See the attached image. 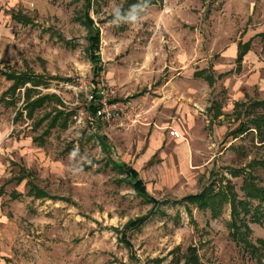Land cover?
I'll return each instance as SVG.
<instances>
[{"label": "rangeland", "instance_id": "obj_1", "mask_svg": "<svg viewBox=\"0 0 264 264\" xmlns=\"http://www.w3.org/2000/svg\"><path fill=\"white\" fill-rule=\"evenodd\" d=\"M125 2L93 4L104 65L96 77L88 30L78 19L84 0H0V10L32 20L13 22V35H5L0 49V126L11 132L10 141H0V264H158L189 246L197 247L202 264L264 261V222L243 210L235 217L230 202L215 212L181 201L213 180L215 191L228 192L229 181L244 199L243 176L235 172H249L250 162L264 159L256 132L231 134L241 121L264 114L263 106L254 105L264 100V0H164L135 14V23L133 15L110 19ZM250 39L251 51L238 70L231 47ZM202 69L213 73V84L194 75ZM4 72L43 76L47 85L38 91L60 96L62 108L73 113L68 128L44 135L47 121L36 126L52 104L33 118L17 115L23 90L15 105L5 103L12 82ZM92 81L115 88L116 100L126 106L123 127L89 128L86 92ZM133 95L166 98L173 104L166 134L176 128L191 144L184 161L174 149L167 156L158 151L140 169L159 200L155 206L113 161L135 164L155 122L152 109L133 104ZM236 102H244L239 118ZM253 172L264 185V169ZM20 175H26L21 183L10 181ZM29 179L49 196L30 195ZM249 201L251 209L258 204ZM150 212L144 223L124 231L129 220Z\"/></svg>", "mask_w": 264, "mask_h": 264}, {"label": "trees", "instance_id": "obj_2", "mask_svg": "<svg viewBox=\"0 0 264 264\" xmlns=\"http://www.w3.org/2000/svg\"><path fill=\"white\" fill-rule=\"evenodd\" d=\"M101 0H84V6L82 12H80L78 19L88 30V47L87 53L91 57L93 74L99 77L100 73L103 71V65L100 58V43H101V33L100 28L96 25V21L91 15V10L93 4ZM164 0H126L122 8L114 13L110 19L117 18L120 15H135L141 14L144 9L150 5L162 4ZM12 17L19 22L24 24L32 23V20L23 16L20 12L12 11ZM252 46V40L246 42L238 43V53H237V69L242 68L245 55L250 51ZM6 78L12 80V85L5 92L6 95L10 94L15 96L17 91L25 88L24 91V109L26 110L27 116L33 118L35 112L43 108L46 103H56L54 110L45 113L37 122L36 126H40L45 121L48 123L47 129L44 131V135H49L50 131L56 127L66 129L69 126V120L72 112H66L63 107L62 100L56 93H42L38 91V87L41 85H47V81L41 75L31 74L29 72H5ZM195 75L197 77H203L210 84L214 83L215 77L213 73L208 72L206 69L196 71ZM30 84L31 86H28ZM254 105H259L264 107V100L257 101ZM244 106V102H236L235 113L239 118L242 113L238 111L239 108ZM17 115L22 116L23 110H19ZM219 115V114H218ZM259 137V142L264 144V114H259L258 116H253L250 119L241 121L236 130L232 131V135L238 137L243 134H254ZM103 146L105 149H109V145L106 142L105 137H101ZM38 140V138H34ZM117 168H119L122 173L128 177L130 182L133 184L134 189L145 199L151 201L153 205H158L159 200L148 193L144 182L138 178V172L134 170L131 166L113 160ZM249 172H244V170L239 169L235 172L236 176H243V183L241 189L245 193V198L241 199L235 192V189L229 181H227V191H215V180H213L208 186L204 187L199 193L189 194L184 196L181 201H188L198 205L201 209L211 208L212 211L218 212L224 202H230L232 206V214L235 217L240 215V211L243 210L245 214L251 215L254 222H264V185L258 184V177L253 172L256 167H261L264 169V159L253 160L249 164ZM23 169H21L22 171ZM212 175H215L212 173ZM26 178V175H20L13 180L17 183H21ZM30 195L36 198H44L49 196L48 193L40 188L34 181L28 180ZM14 197H17V193H13ZM249 200H256L258 204L251 209V203ZM152 212L146 216H141L136 219L129 220L125 225V232L127 229H132L138 227L144 223L150 216ZM126 233L122 232V237L125 238ZM128 242V241H127ZM264 246V240L261 241ZM257 248H254L256 250ZM258 251V250H257ZM158 264H202L200 256L198 254V249L196 246H189L184 252L177 250L174 252L172 259L168 262L159 261ZM258 264H264V261H259Z\"/></svg>", "mask_w": 264, "mask_h": 264}, {"label": "crops", "instance_id": "obj_3", "mask_svg": "<svg viewBox=\"0 0 264 264\" xmlns=\"http://www.w3.org/2000/svg\"><path fill=\"white\" fill-rule=\"evenodd\" d=\"M164 2V1H163ZM163 4V3H162ZM5 7H9L8 5H6ZM92 15V14H91ZM13 22L15 23H18L16 19H14L12 17V14H8L6 11H5V8H2L0 10V49H1V45L4 43V41L6 40V36L5 35H13L12 33V28H13ZM22 23V22H20ZM24 24V23H23ZM10 31V32H8ZM100 47H101V43H100ZM252 47V46H251ZM231 49L233 50V53H238V43L235 45V46H232ZM251 51V49H250ZM249 51V52H250ZM248 52V53H249ZM247 53V54H248ZM246 54V55H247ZM2 55V51H0V57ZM245 55V56H246ZM100 58H101V55H100ZM237 58V56H236ZM244 60H245V57H244ZM101 62H102V59H101ZM244 63V61H243ZM102 65H103V62H102ZM242 67H243V64H242ZM103 71H104V65H103ZM102 71V72H103ZM101 72V73H102ZM5 73V72H4ZM3 73V76L5 79L6 78V75H4ZM10 73V72H8ZM100 73V74H101ZM94 75V74H93ZM195 75V73H194ZM100 76V75H99ZM215 77V76H214ZM200 78H203V77H200ZM9 80V79H7ZM206 80V79H205ZM13 83L12 80H9ZM207 81V80H206ZM208 82V81H207ZM215 82V80H214ZM11 83V85H12ZM209 83V82H208ZM210 84V83H209ZM10 85V86H11ZM9 86V87H10ZM28 86H31L30 84H28ZM8 87V88H9ZM40 87V86H39ZM38 87V88H39ZM8 90V89H7ZM6 90V91H7ZM21 90H23V108H19V110H23V115L25 113V115L27 116V113H26V110L24 109V106H25V103H24V91H25V88H22ZM20 90V91H21ZM5 91V92H6ZM4 92V96L3 98H5L4 102L7 103V104H14V99H15V96H11L10 94L6 95V93ZM18 93V91H17ZM46 93H50V92H46ZM58 95V94H57ZM134 99H133V104L135 105H138L140 106V108H142L143 110H149V109H152L153 111V116L152 118L155 120L154 122V125H150L148 128H147V148L146 150L139 156L137 162L135 164L132 163L129 164V162H122V163H125L129 166H131L134 170H136L138 172V178L141 179L145 186H146V182L144 180V178L140 175V169L144 166V164L146 162H148L151 157L153 155H155L158 151H161L163 153L164 156H167L168 155V151L170 149H174V152L176 154V156L179 158V159H186L188 158V156L190 155V150H191V144L189 143V141H185L183 140L182 138V133L180 130H178L180 133H181V136L180 137H175L173 135H171L170 133H167V129L169 127V122L165 121L166 120V116L169 114V109H171V106L173 104H171L166 98L164 97H159V96H154L153 99H149L147 98L146 96L144 95H133ZM137 98V99H136ZM181 100L183 98V95L179 97ZM9 101V102H8ZM0 102H1V98H0ZM47 104H52V105H55L54 108L56 106H59L60 105H57L56 103L52 102V103H46ZM15 105V104H14ZM45 105V106H46ZM1 107V105H0ZM2 108V107H1ZM53 108V110H54ZM41 109V108H40ZM51 111V110H50ZM36 113V112H35ZM182 113V112H181ZM184 114V113H183ZM219 114V115H218ZM22 115V116H23ZM216 116L218 117V119L221 118L222 114L221 112H218L216 114ZM28 117V116H27ZM29 118V117H28ZM179 125V124H177ZM56 128H60V127H56ZM68 128V127H67ZM66 128V129H67ZM55 129V128H54ZM62 129V128H61ZM173 129V128H172ZM53 130V129H52ZM174 130H177L176 128ZM170 132V131H169ZM10 129L8 126L6 127H1L0 126V141L2 140H11L10 138ZM34 138L36 137H32V141H36L34 140ZM106 138V137H105ZM16 142H18V139L15 140ZM20 141H23V140H20ZM143 140L142 139H139L138 140V143H139V146L142 144L145 145L144 141L142 142ZM108 144V143H107ZM109 145V144H108ZM110 146V145H109ZM141 146V147H142ZM184 161V160H183ZM120 162V161H119ZM1 166V165H0ZM1 168V167H0ZM147 189V187H146ZM148 191V190H147ZM149 193V191H148ZM150 194V193H149Z\"/></svg>", "mask_w": 264, "mask_h": 264}, {"label": "built area", "instance_id": "obj_4", "mask_svg": "<svg viewBox=\"0 0 264 264\" xmlns=\"http://www.w3.org/2000/svg\"><path fill=\"white\" fill-rule=\"evenodd\" d=\"M116 90L104 82L92 81L87 88L86 96L89 110L86 119L90 129L97 130L101 126L112 128L123 127L126 106L116 100ZM170 134L180 137L178 130L172 129Z\"/></svg>", "mask_w": 264, "mask_h": 264}, {"label": "clouds", "instance_id": "obj_5", "mask_svg": "<svg viewBox=\"0 0 264 264\" xmlns=\"http://www.w3.org/2000/svg\"><path fill=\"white\" fill-rule=\"evenodd\" d=\"M130 20H131V22L135 23V22L137 21V17H136L135 15H133V16L130 17ZM74 154H75V153L72 152V155H74ZM81 171H82V170H81Z\"/></svg>", "mask_w": 264, "mask_h": 264}]
</instances>
